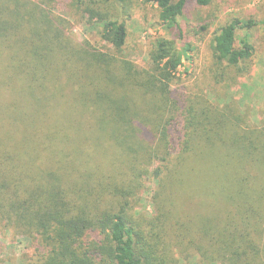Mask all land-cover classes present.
I'll return each mask as SVG.
<instances>
[{
	"label": "trees",
	"instance_id": "1",
	"mask_svg": "<svg viewBox=\"0 0 264 264\" xmlns=\"http://www.w3.org/2000/svg\"><path fill=\"white\" fill-rule=\"evenodd\" d=\"M66 1L123 48L138 0ZM142 1L164 34L148 38L147 70L73 45L55 0H0V226L34 243L19 264H264V125L236 101L177 95L194 51L169 34L181 38L186 0ZM262 25H217L214 85L248 72ZM147 182L153 213L139 221Z\"/></svg>",
	"mask_w": 264,
	"mask_h": 264
},
{
	"label": "rangeland",
	"instance_id": "2",
	"mask_svg": "<svg viewBox=\"0 0 264 264\" xmlns=\"http://www.w3.org/2000/svg\"><path fill=\"white\" fill-rule=\"evenodd\" d=\"M111 8L110 11L114 16L121 15L113 7ZM50 12L69 24L67 36L72 40L73 45L81 44L90 50L97 49L106 57L116 59L118 63L128 62L140 70H147L148 67V38L164 35L157 26L156 8L142 0L131 6L130 17L125 18L127 38L125 45L118 52L110 49L100 40L99 17L82 16V13L73 10L66 0H55L54 9ZM232 17L242 21H263L264 0H213L208 8L199 7L196 0H186L183 15L178 19L181 38L177 32H172L169 36L174 37L179 45L189 42L193 46L194 59L193 63L184 62L179 73L185 80L181 86L173 89L180 96L183 91L185 92L181 88L183 86L187 88L188 95L203 94L213 103L236 101L245 111L249 122L260 129L264 125V25L250 32L255 54L247 73L233 70L229 72L230 79L224 84L214 85L207 66L210 57L207 62L205 60L208 56L206 47L215 28ZM202 27L206 29L202 30ZM117 66L119 65H111L109 68L118 70ZM64 95V100L73 101L75 98V94L70 89L64 91ZM144 186L133 210L135 218L139 221L148 219L153 213L154 184L147 182ZM33 244L30 239L0 226V260L6 259L10 263L19 264L21 259L25 260L33 255Z\"/></svg>",
	"mask_w": 264,
	"mask_h": 264
}]
</instances>
